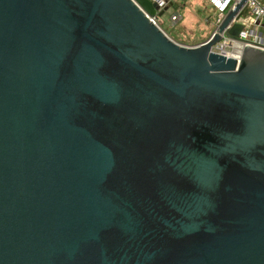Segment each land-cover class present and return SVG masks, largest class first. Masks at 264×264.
I'll list each match as a JSON object with an SVG mask.
<instances>
[{"label":"water","instance_id":"1","mask_svg":"<svg viewBox=\"0 0 264 264\" xmlns=\"http://www.w3.org/2000/svg\"><path fill=\"white\" fill-rule=\"evenodd\" d=\"M244 1L189 46L150 0H0V264H264Z\"/></svg>","mask_w":264,"mask_h":264},{"label":"built area","instance_id":"2","mask_svg":"<svg viewBox=\"0 0 264 264\" xmlns=\"http://www.w3.org/2000/svg\"><path fill=\"white\" fill-rule=\"evenodd\" d=\"M157 6V11L164 9L170 0H150ZM241 0H209V2L217 10L216 14V27L224 18L226 12L230 9H234L236 4ZM246 9L245 14L241 13L243 9ZM148 18L165 33L162 27L159 25L158 15L149 16ZM177 13L171 15V19L175 20ZM231 22H238L242 24L243 28L239 32V37L244 40H249L251 43L260 42L262 36L259 33L264 32V0H245L242 7ZM166 34V33H165ZM264 35V34H262ZM247 43L239 39H232L225 33L221 34V40L212 46L211 50L225 56H232L239 58L241 50ZM264 44V41H262ZM234 52V53H233Z\"/></svg>","mask_w":264,"mask_h":264},{"label":"rangeland","instance_id":"3","mask_svg":"<svg viewBox=\"0 0 264 264\" xmlns=\"http://www.w3.org/2000/svg\"><path fill=\"white\" fill-rule=\"evenodd\" d=\"M170 1L158 20L172 40L184 45H195L206 40L215 31L217 10L209 0ZM174 13L178 15L172 20L171 15ZM262 38L264 41L263 35Z\"/></svg>","mask_w":264,"mask_h":264},{"label":"flooded vegetation","instance_id":"4","mask_svg":"<svg viewBox=\"0 0 264 264\" xmlns=\"http://www.w3.org/2000/svg\"><path fill=\"white\" fill-rule=\"evenodd\" d=\"M171 2V1H170ZM170 4V3H169ZM168 6V5H167Z\"/></svg>","mask_w":264,"mask_h":264},{"label":"trees","instance_id":"5","mask_svg":"<svg viewBox=\"0 0 264 264\" xmlns=\"http://www.w3.org/2000/svg\"><path fill=\"white\" fill-rule=\"evenodd\" d=\"M158 18H159V16H158Z\"/></svg>","mask_w":264,"mask_h":264}]
</instances>
